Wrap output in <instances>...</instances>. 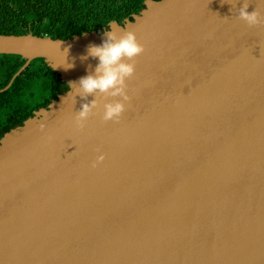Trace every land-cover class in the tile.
<instances>
[{
	"label": "water",
	"instance_id": "1",
	"mask_svg": "<svg viewBox=\"0 0 264 264\" xmlns=\"http://www.w3.org/2000/svg\"><path fill=\"white\" fill-rule=\"evenodd\" d=\"M143 5L106 29L143 47L116 121L101 115L118 97L74 83L104 30L0 35V55L25 60L0 92L34 59L67 87L0 138V264H264V24L231 0Z\"/></svg>",
	"mask_w": 264,
	"mask_h": 264
},
{
	"label": "trees",
	"instance_id": "2",
	"mask_svg": "<svg viewBox=\"0 0 264 264\" xmlns=\"http://www.w3.org/2000/svg\"><path fill=\"white\" fill-rule=\"evenodd\" d=\"M144 1L0 0V35L64 40L91 31L100 34L110 22L131 20L143 9ZM24 62L17 55H0V90ZM66 91V85L42 59L32 60L8 89L0 92V138Z\"/></svg>",
	"mask_w": 264,
	"mask_h": 264
},
{
	"label": "clouds",
	"instance_id": "3",
	"mask_svg": "<svg viewBox=\"0 0 264 264\" xmlns=\"http://www.w3.org/2000/svg\"><path fill=\"white\" fill-rule=\"evenodd\" d=\"M238 3V7L236 6ZM231 6L235 8V17L248 27L264 24V17L254 8L248 11L249 0H231ZM103 39L99 44L85 46V54L80 59L92 58L96 60L91 74L80 77L76 84L82 96L93 92L106 93L113 99L103 105L101 119L103 121H116L124 109V103L128 96L125 93V80L133 74V59L143 51L133 32L122 30L116 35L110 28L104 30ZM67 49H65L66 53ZM65 69L73 67L71 63L63 65ZM73 83V82H72ZM71 84V83H70ZM95 108L94 102L82 103L73 117L77 128L82 127V122L88 117L91 110ZM103 160V155L96 157V163Z\"/></svg>",
	"mask_w": 264,
	"mask_h": 264
}]
</instances>
